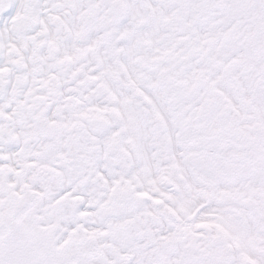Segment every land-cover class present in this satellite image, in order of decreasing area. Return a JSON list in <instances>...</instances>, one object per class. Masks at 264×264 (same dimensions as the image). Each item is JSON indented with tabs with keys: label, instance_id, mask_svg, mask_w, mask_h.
I'll use <instances>...</instances> for the list:
<instances>
[{
	"label": "rangeland",
	"instance_id": "1",
	"mask_svg": "<svg viewBox=\"0 0 264 264\" xmlns=\"http://www.w3.org/2000/svg\"><path fill=\"white\" fill-rule=\"evenodd\" d=\"M4 32L14 77L0 72V264H264V0H24ZM151 106L164 119L152 115L147 136L161 193L148 204L118 134L127 109ZM167 119L213 214L187 252L162 206L182 182Z\"/></svg>",
	"mask_w": 264,
	"mask_h": 264
},
{
	"label": "bare ground",
	"instance_id": "2",
	"mask_svg": "<svg viewBox=\"0 0 264 264\" xmlns=\"http://www.w3.org/2000/svg\"><path fill=\"white\" fill-rule=\"evenodd\" d=\"M23 1L24 0H9V6L6 9L7 12L0 19V44L2 43L4 47V50L1 49L2 53L0 55L1 56L0 57L1 58L0 59V72H3V73L7 72L8 77L6 78V81L12 80L14 76L13 74L9 72V69H8L9 67L7 66L9 63V59H8L9 53L5 51V48L6 46H9L11 42H10V35L4 32V25L7 23L9 19H12L15 15L18 14L19 11L17 10L21 8ZM39 1L42 5L45 4V0H39ZM130 1H133V0H130ZM134 17L135 15L128 13V18H130L129 21H131ZM38 22L40 23L41 26H43L44 23L41 19H39ZM139 24H140V21L137 20L134 23V27L130 31H126L124 30V28H121L122 33L117 36L116 41L119 42L124 35L135 32ZM67 27L72 32H75V28L72 25L69 24L67 25ZM148 33L150 34V31ZM143 34L146 36L147 32H143ZM124 47L125 45L120 46V50H123ZM120 63L124 66L123 61H121ZM224 96L227 97V95H224ZM126 101H129V100H126ZM79 104L81 106V105H84L85 102H79ZM92 105H93V102H90L89 104L86 102V109H89L90 107H92ZM238 105L239 104L237 105L233 104L234 107H232V110H233L232 113L234 114V116L230 117L229 119L230 121L235 122V120L238 118L240 114V110H239L240 105L239 106ZM252 105L257 111V113H260V112L262 113L263 107L258 97H255L252 100ZM133 109L135 108L132 107L131 109L130 108L127 109L128 112L131 113V116H129V120L125 122V124L127 122L128 123L125 125L124 129L123 127L122 129L120 128L118 139L121 140L120 145L124 144V142L129 141L130 144H132V146L134 147L135 152H136V153L135 152L133 153V155L136 156V159H137L136 161L134 160L132 162V164L134 165V170L132 171L131 177H128L126 179L128 180V182H130V178L132 181L136 179L137 182L142 180L143 186L137 191L143 197L148 199V204H151L152 201L153 202L156 201L154 199H157V197L160 196L161 193L157 191L158 184L155 181L156 179L155 178L156 177L155 164L152 158L153 157L152 154H151V158H149L150 152L148 151V147H149L148 145H150L149 144L150 142L147 136H149L148 133L149 131H151L150 121L152 119V115L160 113V115L164 119V113L160 111L159 109H155L151 106L150 109L152 112L150 113V115L140 116L136 114L133 111ZM120 111L121 113H123L122 110ZM136 111L138 112V110ZM171 128H172L171 126L167 125L166 130H165V136L169 142L173 163L176 165V169H177L176 171L179 176H182V182L179 184V190L176 192V194H171L168 198H166L162 206L164 209H169L170 211L174 212L177 223L182 228V231L186 234V237H185L186 245L182 247V252L184 251L187 252L189 248L199 246L202 243H204V241L207 240V234L205 230H207L208 228H212L211 227L212 224L210 222V216H213V214L210 213L211 209L205 206V204H203L201 200L195 196L197 192L196 185L193 184L192 179H190L189 177L191 172L189 171L188 166L184 165L179 158V154L182 152L174 144L173 133H172ZM106 134H107L108 139H111L114 136L113 135L114 133H111V132L106 133ZM124 148L127 149L126 147ZM7 157L10 158V154ZM143 164H144V167L141 168ZM140 169L143 172L142 175L140 174ZM147 210L150 212L149 209ZM100 236H103V234L101 233ZM161 237L162 236H155L154 239L155 241H157ZM229 237H230L229 234H226L228 246L231 248H234L235 240ZM207 244H209V242H207L206 245ZM173 264H186V261L183 260L182 263L180 262L177 263L173 260Z\"/></svg>",
	"mask_w": 264,
	"mask_h": 264
}]
</instances>
